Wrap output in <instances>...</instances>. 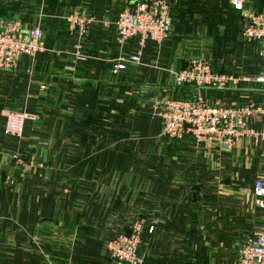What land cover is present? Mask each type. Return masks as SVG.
<instances>
[{"label": "crops", "instance_id": "1", "mask_svg": "<svg viewBox=\"0 0 264 264\" xmlns=\"http://www.w3.org/2000/svg\"><path fill=\"white\" fill-rule=\"evenodd\" d=\"M132 1L0 0V23L15 19L25 29L39 27L44 41L42 53L22 58L13 71H0V158H12L11 141H18L3 134L4 115L27 112L36 120L24 125L22 158L37 156L50 173L47 181L24 189V200L28 192L35 194L38 220L64 231L77 224L78 241L93 243L107 241L144 212L148 230L140 253L145 264H236L242 241L263 216L252 196L262 146L240 138L224 153L196 145L189 135L171 142L161 136L152 104L197 95L211 106L262 104L259 87L251 83L197 92L178 88L170 71L200 56L219 73L262 75L264 44L242 40L232 0H169L170 39L160 49L147 43L139 65L113 75L111 64L119 53L137 48L135 39L123 50L114 40L113 23ZM248 6L264 12V0H250ZM73 12L110 24L92 26L83 40L84 60L75 58L77 40L65 20ZM220 34L236 36L239 56H215ZM248 125L260 130L264 121L250 119ZM129 156L154 163L146 172L125 173ZM108 169L115 170L112 176ZM140 180H147L146 192Z\"/></svg>", "mask_w": 264, "mask_h": 264}, {"label": "built area", "instance_id": "2", "mask_svg": "<svg viewBox=\"0 0 264 264\" xmlns=\"http://www.w3.org/2000/svg\"><path fill=\"white\" fill-rule=\"evenodd\" d=\"M250 0H232V8L241 18L242 40L264 44V12L248 6ZM68 32L76 37L75 58L84 60L81 53L83 40L95 24L109 28L108 22L92 16L73 12L65 17ZM172 15L169 0H133L123 9L113 23L115 44L123 50L135 39L137 48L133 53L121 51L112 61L111 73L119 75L131 65H139L147 43L160 49L171 37ZM44 51L43 34L39 27L25 29L22 23L10 19L0 23V71H13L24 57L33 58ZM264 58V51L261 54ZM175 85L189 87L197 92L214 89H234L241 83L258 86L264 98V74L253 77H235L213 70L205 57H196L179 71H170ZM153 115L161 122V136L174 142L191 136L196 145H204L218 152L229 153L240 138H250L262 146V167L253 183L254 206L263 213L260 224L242 241L236 264H264V126L260 130L249 127L250 119L264 121V102L252 101L235 107L211 106L197 95L196 99H162L152 104ZM36 118L27 112L10 111L4 115L3 134L13 140L24 137V125ZM41 166H44L41 163ZM45 167V166H44ZM151 230V229H150ZM140 225H135L130 240L121 238L112 253L124 262L141 264L139 255Z\"/></svg>", "mask_w": 264, "mask_h": 264}, {"label": "rangeland", "instance_id": "3", "mask_svg": "<svg viewBox=\"0 0 264 264\" xmlns=\"http://www.w3.org/2000/svg\"><path fill=\"white\" fill-rule=\"evenodd\" d=\"M217 42L214 45L216 57L230 60V56L236 58L240 55L241 45L236 36L220 34L217 36ZM226 48L228 51H223ZM11 142L12 158H0V264H132L113 257L112 253L116 251V245L121 238L130 240V234L137 224L141 227L138 249L140 261L141 264L146 263V255L140 253L143 245L142 236L148 230L147 214L144 212L140 213V218L117 230L107 241L102 238L101 242L93 243L78 241L77 224L74 225L73 231L66 228L64 231L63 228L62 230L55 228L50 221L38 220L35 217L37 214L34 208L35 194L28 192V198L24 200V189L47 181L48 178L45 177L50 173H47L46 167L41 166L42 162L37 156L22 158L21 147L25 145L19 141ZM137 157L140 156L135 158L129 156V164L125 161L123 170L125 173L136 169L146 172L148 166L154 163H151L153 158ZM6 170L7 177L3 178ZM107 172L112 176L115 170L108 169ZM146 181L140 180L139 184L145 192ZM125 212L129 214V211ZM43 222L47 223L41 224ZM99 232H104L102 227H99ZM67 234L74 236L68 237Z\"/></svg>", "mask_w": 264, "mask_h": 264}, {"label": "water", "instance_id": "4", "mask_svg": "<svg viewBox=\"0 0 264 264\" xmlns=\"http://www.w3.org/2000/svg\"><path fill=\"white\" fill-rule=\"evenodd\" d=\"M195 99H196V97H195ZM45 158H46V153H44V160H45Z\"/></svg>", "mask_w": 264, "mask_h": 264}, {"label": "trees", "instance_id": "5", "mask_svg": "<svg viewBox=\"0 0 264 264\" xmlns=\"http://www.w3.org/2000/svg\"><path fill=\"white\" fill-rule=\"evenodd\" d=\"M258 10V9H257ZM259 11V10H258Z\"/></svg>", "mask_w": 264, "mask_h": 264}]
</instances>
